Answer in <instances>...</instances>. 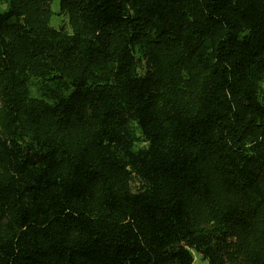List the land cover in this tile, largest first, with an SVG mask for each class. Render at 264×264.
<instances>
[{
	"label": "trees",
	"instance_id": "16d2710c",
	"mask_svg": "<svg viewBox=\"0 0 264 264\" xmlns=\"http://www.w3.org/2000/svg\"><path fill=\"white\" fill-rule=\"evenodd\" d=\"M53 1L0 0V264H264V0Z\"/></svg>",
	"mask_w": 264,
	"mask_h": 264
},
{
	"label": "rangeland",
	"instance_id": "374dc122",
	"mask_svg": "<svg viewBox=\"0 0 264 264\" xmlns=\"http://www.w3.org/2000/svg\"><path fill=\"white\" fill-rule=\"evenodd\" d=\"M52 10L55 13L54 16L51 19V26L52 27H58L60 26L64 19L61 16H58V0H54L52 3ZM201 230H214L215 226L213 223H203L200 227ZM217 238V236H215ZM204 252L203 254H197L193 252V260L194 264H216V258L222 255L221 252H216L214 249H217L215 245V238H208L206 240V243L203 245Z\"/></svg>",
	"mask_w": 264,
	"mask_h": 264
}]
</instances>
